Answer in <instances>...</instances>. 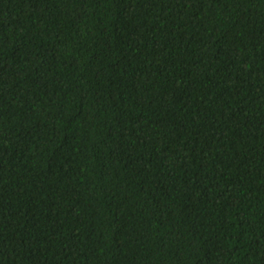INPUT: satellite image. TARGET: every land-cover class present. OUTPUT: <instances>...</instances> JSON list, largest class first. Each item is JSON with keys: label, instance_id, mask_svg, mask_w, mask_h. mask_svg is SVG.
I'll return each instance as SVG.
<instances>
[{"label": "trees", "instance_id": "obj_1", "mask_svg": "<svg viewBox=\"0 0 264 264\" xmlns=\"http://www.w3.org/2000/svg\"><path fill=\"white\" fill-rule=\"evenodd\" d=\"M0 264H264V0H0Z\"/></svg>", "mask_w": 264, "mask_h": 264}]
</instances>
